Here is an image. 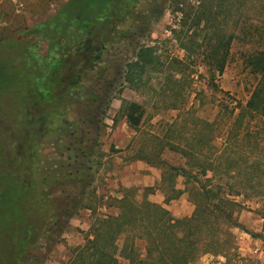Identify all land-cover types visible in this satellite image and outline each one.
<instances>
[{
    "label": "trees",
    "instance_id": "obj_1",
    "mask_svg": "<svg viewBox=\"0 0 264 264\" xmlns=\"http://www.w3.org/2000/svg\"><path fill=\"white\" fill-rule=\"evenodd\" d=\"M170 1L66 0L55 13L11 38L15 46L29 44L38 52L36 61L23 65L27 79H20L21 88L36 80L42 86L31 96H17L20 111L11 122L16 137L0 149V210L9 223L19 225L13 242L20 253L16 264L38 243L37 232L46 223L43 235L51 231L54 244L73 217L84 209L96 210L95 183L105 160L101 137L108 127L105 117L112 88L121 82L139 89L146 83L145 74L160 71L157 46L142 38L151 37L154 23L170 8ZM172 2V11L181 15L176 22L180 29L173 32L187 51L191 48L186 35L191 32L190 41L203 35L199 47L204 48L206 62L200 65L209 66L212 80L224 73L233 42L243 35L252 43L246 59L258 82L246 103L230 110L220 145L213 143L222 137L213 122L198 127L196 144L167 142L187 158V167L169 164L160 151L149 155L139 150L132 156L163 169L166 203L186 191L194 205L191 215L176 217L165 205L150 200L153 188L140 195L139 187H126L122 197H109L106 202L118 208L117 214L94 218L85 244L74 248L73 264H123L121 258L130 264H194L208 253L223 256L222 264H256L240 254L231 228L264 241L263 234L246 230L236 218L245 208L237 197L264 196V0ZM258 10L263 15L256 14ZM110 69L113 77L107 78ZM76 95L83 97V103L72 119L66 110ZM115 97L121 99V106L114 126L126 118L138 130L145 105L121 93ZM28 103L36 104L44 115L33 116ZM256 117L260 119L254 124ZM45 118H51L49 133L42 128ZM177 124L170 128L177 129ZM48 135L54 139L53 151L45 160L41 147ZM179 176L185 179V189L177 187ZM140 240L145 242V254L137 247ZM36 262L42 264L40 259Z\"/></svg>",
    "mask_w": 264,
    "mask_h": 264
},
{
    "label": "rangeland",
    "instance_id": "obj_2",
    "mask_svg": "<svg viewBox=\"0 0 264 264\" xmlns=\"http://www.w3.org/2000/svg\"><path fill=\"white\" fill-rule=\"evenodd\" d=\"M64 1L66 0H0L1 150L7 139L16 137L11 122H13V116H18L17 112L20 111L19 107L16 108L17 96H31L38 89V86L42 87L38 83L39 80H36L32 81L33 86L21 88L20 79H27L22 69L23 65L36 61L38 52L35 46L31 45L29 47V44H16L15 46V41H12L11 38L16 33L32 27L36 22L55 13ZM191 3L193 4V2ZM168 6L170 8H167L160 20L154 23L151 37L142 38L151 45L157 46V52L161 58L160 71L145 74L143 82L146 83H142L139 89L131 88L121 82L116 83L112 88L105 117L108 127L106 134L101 137V149L105 152V158L107 159L102 162L97 172L98 178L95 186L99 195V204H97L96 210L93 212L90 209H84L78 216L73 217L61 240L54 244L51 243V231H46L43 235V231L47 228L46 224L48 223H46L43 226L44 230L42 231V228H39L37 232L38 243L29 248L28 254L21 258L20 264H38L36 261L39 259L42 264H73L74 248L85 244L94 218L111 214L109 210L105 209L106 202L110 199L105 198L108 190L102 177L105 165L114 158L110 157L111 154L123 151L120 155L130 158L139 150L142 154L147 153L149 155L160 151L161 158L169 164L187 167V158L181 152L170 149L167 142L170 140L179 144H186L187 142L196 144L197 135L195 134L198 127L205 125L206 122H213L219 127V131L216 133H221L222 136L213 143L220 145L223 141V134L228 129L231 120L230 110L234 106H238L239 103L245 104L250 97L259 78L253 73L246 59L249 54L247 51L252 49V43L247 42L243 35L236 38L224 73L218 74L212 80L209 66L200 65L206 62L202 55L204 48L199 47L203 35L198 36L196 41H190L188 36L191 32H189L185 39H188L187 42L191 49L188 51L184 49L181 39L173 32L175 28L180 29L176 22H178L181 15L172 11L174 8L172 0ZM247 12L254 13L253 10H247ZM259 13L262 14L263 12L258 10L256 14ZM176 59L179 62L175 61ZM201 60L204 62H201ZM106 76L107 78L113 77L112 69L108 71ZM170 78H172V81H169ZM119 93L128 100L145 105L146 115L138 130L131 128L124 121V118L118 122L117 126H114L113 118L118 112V104L121 103V99L115 96ZM82 103L83 97H77V95L71 100L66 110L69 118L75 119L78 117ZM27 107L30 108V113L33 116L43 113V111L39 113L40 108L34 103H28ZM236 111L238 112L239 108ZM45 119L47 122L43 123L42 128L49 133L51 131V118ZM258 119L260 117L253 119L254 124H257ZM261 120L264 121L262 117ZM176 121H178L176 125L178 128L171 129L170 124ZM53 140V137L48 135L41 147V153L45 160L51 158ZM116 140L117 143H115ZM116 144L119 147H116ZM184 181V177L179 176L177 185L185 187ZM122 189V187L118 188V190ZM142 193L143 189L140 188L139 194ZM237 200L245 204V208L236 213V218L242 226L246 230L264 235L261 229L262 218H264V196L251 198L239 196ZM190 203L194 207L193 203ZM188 206L189 204H184V207H182V204H177L175 209L183 208L187 210ZM18 226V222L11 221L9 223L0 210V264H16L14 260L19 261L20 253L17 251V246L13 245L14 235L18 234ZM231 232H233L238 250L244 258H252L256 264H264L263 240L252 237L239 227H232ZM39 235L41 236L39 237ZM123 241L124 237L120 238L119 244L122 245ZM137 247L145 254L144 241H138ZM121 261L123 264H130L126 259L121 258ZM224 261L223 256L208 253L201 256L194 264H222Z\"/></svg>",
    "mask_w": 264,
    "mask_h": 264
},
{
    "label": "crops",
    "instance_id": "obj_3",
    "mask_svg": "<svg viewBox=\"0 0 264 264\" xmlns=\"http://www.w3.org/2000/svg\"><path fill=\"white\" fill-rule=\"evenodd\" d=\"M120 106L121 103L117 107L120 108ZM124 121L127 123L126 118H124ZM115 143H117V140ZM116 147H119V145L116 144ZM122 152L111 154L110 157L114 158L108 161L102 172V177L108 190V193L105 195L106 199L109 197H122V190L126 187L153 188L154 190L148 194L150 200L165 205L176 217L192 214L194 207L191 205L186 191L179 198L172 199L169 203L165 202L166 194L161 187L163 169L139 158H125L124 155H120ZM120 187L123 189L118 190ZM177 187L185 189L186 186L180 187L177 185ZM177 204H182V207H184V204H189V206L187 210L183 208L175 209V205ZM105 209L109 210L111 214L118 213V208L110 204L105 205ZM262 221L261 229L262 233H264V218H262Z\"/></svg>",
    "mask_w": 264,
    "mask_h": 264
}]
</instances>
